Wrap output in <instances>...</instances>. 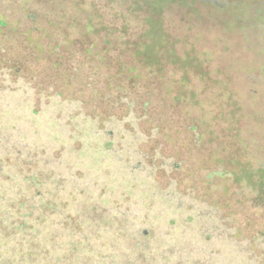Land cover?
<instances>
[{"label": "rangeland", "instance_id": "1", "mask_svg": "<svg viewBox=\"0 0 264 264\" xmlns=\"http://www.w3.org/2000/svg\"><path fill=\"white\" fill-rule=\"evenodd\" d=\"M15 71L96 149L63 168L93 244L264 264V0H0V89Z\"/></svg>", "mask_w": 264, "mask_h": 264}, {"label": "trees", "instance_id": "2", "mask_svg": "<svg viewBox=\"0 0 264 264\" xmlns=\"http://www.w3.org/2000/svg\"><path fill=\"white\" fill-rule=\"evenodd\" d=\"M155 31L151 24L140 30V36L134 40L152 46ZM146 39L151 41L145 42ZM134 48L142 53L137 42ZM14 74H17V82L6 91L0 89V264L232 263L234 252L217 259L213 253L194 258L191 257L193 252H185L179 257L165 247L147 249L140 241L132 243L122 257L115 259L116 254L109 247L100 249L93 244L96 221L90 217L91 197L86 195L85 188L79 193V185L64 184L68 176L63 168L74 154L79 156L82 151L96 149L87 137L78 143V148H73L72 141L82 132L76 134L75 122L74 125L73 121L67 123L75 116L66 103L59 100V94L47 95L49 102L42 104L40 98L45 92L33 93V89L20 80L17 71ZM53 104L56 108L47 113V107ZM86 117L85 120L90 116ZM107 125L109 122L103 123ZM97 133L100 130L95 129L94 135ZM52 142L66 145L62 156L53 157L56 147ZM111 145L109 141L103 147L107 151ZM259 173L264 178V170ZM109 222L106 219L104 223L110 225L112 222ZM122 230L120 233L127 237L126 229Z\"/></svg>", "mask_w": 264, "mask_h": 264}]
</instances>
